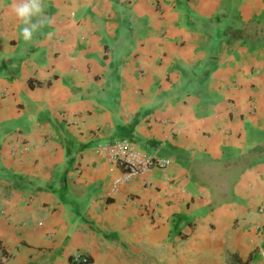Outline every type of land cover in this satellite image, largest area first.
<instances>
[{
	"label": "crops",
	"instance_id": "crops-1",
	"mask_svg": "<svg viewBox=\"0 0 264 264\" xmlns=\"http://www.w3.org/2000/svg\"><path fill=\"white\" fill-rule=\"evenodd\" d=\"M0 0V264H264V0ZM168 159L107 192L97 143Z\"/></svg>",
	"mask_w": 264,
	"mask_h": 264
},
{
	"label": "built area",
	"instance_id": "built-area-1",
	"mask_svg": "<svg viewBox=\"0 0 264 264\" xmlns=\"http://www.w3.org/2000/svg\"><path fill=\"white\" fill-rule=\"evenodd\" d=\"M5 93L2 89L0 95ZM96 153L105 160L115 163L120 168V173L113 176L107 192L114 193L118 186L141 176L152 168L162 169L168 164V159L155 157L140 149L134 142L122 138L95 145ZM72 264H89L86 256L73 253L69 257Z\"/></svg>",
	"mask_w": 264,
	"mask_h": 264
},
{
	"label": "clouds",
	"instance_id": "clouds-1",
	"mask_svg": "<svg viewBox=\"0 0 264 264\" xmlns=\"http://www.w3.org/2000/svg\"><path fill=\"white\" fill-rule=\"evenodd\" d=\"M12 14L23 27L21 28L20 35L25 42L31 41L36 32H38L44 24L51 21L43 19H36L42 17L44 7L42 0H18L12 6Z\"/></svg>",
	"mask_w": 264,
	"mask_h": 264
}]
</instances>
